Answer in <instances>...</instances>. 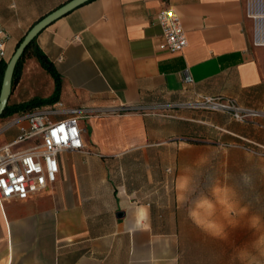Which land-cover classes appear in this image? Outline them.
I'll list each match as a JSON object with an SVG mask.
<instances>
[{
	"label": "crops",
	"instance_id": "0c3cea01",
	"mask_svg": "<svg viewBox=\"0 0 264 264\" xmlns=\"http://www.w3.org/2000/svg\"><path fill=\"white\" fill-rule=\"evenodd\" d=\"M15 1L20 12L13 14L14 3L0 0L9 58L37 20L68 0ZM168 6L179 14L187 36L179 52L158 48L162 34L155 17ZM35 44L59 86L35 56L26 57L10 104L54 95L68 106L208 95L264 107V46L255 43L244 0H89L42 29ZM184 70L191 84L183 82ZM193 115L181 111L175 118L205 122ZM154 119L139 114L87 119L88 153L61 152L54 183L0 204V264H203L187 263L178 254L182 210L156 208L140 191V172L136 180L130 172L129 162L140 159V148L148 145ZM251 133L255 143H264V134ZM15 134V129L1 134L0 145ZM117 158L120 164H109Z\"/></svg>",
	"mask_w": 264,
	"mask_h": 264
},
{
	"label": "rangeland",
	"instance_id": "374dc122",
	"mask_svg": "<svg viewBox=\"0 0 264 264\" xmlns=\"http://www.w3.org/2000/svg\"><path fill=\"white\" fill-rule=\"evenodd\" d=\"M10 2L14 3L10 11L20 12L19 3ZM244 6L255 36V26L264 24V17L254 15L264 13V0H244ZM243 107L264 111V107ZM181 111L193 112L205 122L180 121L175 117ZM145 116L155 118L149 126L153 132L148 145L140 148V159L129 162L135 167L130 170L134 180L140 172V191L160 210H182L176 235L178 254L185 262L234 264L235 254L255 238L249 225L256 220L250 218L253 214L264 218V143H255L251 133L257 129L264 134V116L239 121L228 112L201 108ZM81 123L89 131L88 122ZM109 164H120V159ZM242 173L248 174L245 183ZM180 178L186 182L183 189L177 186ZM233 200L247 206V214L242 209L229 213L226 206Z\"/></svg>",
	"mask_w": 264,
	"mask_h": 264
},
{
	"label": "built area",
	"instance_id": "2783aa9c",
	"mask_svg": "<svg viewBox=\"0 0 264 264\" xmlns=\"http://www.w3.org/2000/svg\"><path fill=\"white\" fill-rule=\"evenodd\" d=\"M261 19L264 13H257ZM161 27L160 50L182 51L187 36L177 11L168 6L156 14ZM0 59L7 58L8 34L0 22ZM255 43L264 46V24L255 26ZM185 84L193 82L188 70L182 72ZM201 108L228 112L236 120L264 116V111L246 108L235 99L222 96L198 95L186 101H164L151 104L121 103L113 106H68L62 100L22 110L0 120V135L15 129L12 141L0 145V204L6 200L26 199L56 181L59 171L58 155L64 151L88 153L83 141L82 120L102 115H148L160 110ZM24 147L15 148L17 145Z\"/></svg>",
	"mask_w": 264,
	"mask_h": 264
},
{
	"label": "water",
	"instance_id": "95a60500",
	"mask_svg": "<svg viewBox=\"0 0 264 264\" xmlns=\"http://www.w3.org/2000/svg\"><path fill=\"white\" fill-rule=\"evenodd\" d=\"M87 1L89 0H68L64 2L57 8L42 16L24 34L14 52L7 60L6 67L4 69L0 87V115L3 113L12 92L11 84L16 63L20 59L21 55L30 44V42L38 35V33L42 29H44L50 23Z\"/></svg>",
	"mask_w": 264,
	"mask_h": 264
},
{
	"label": "trees",
	"instance_id": "16d2710c",
	"mask_svg": "<svg viewBox=\"0 0 264 264\" xmlns=\"http://www.w3.org/2000/svg\"><path fill=\"white\" fill-rule=\"evenodd\" d=\"M35 39H36V37L30 42V44L27 46V48L25 49V51L21 55L20 59L16 63V66H15V69L13 72V77H12V84H11L12 90H13L14 86L16 85L17 81L19 80L20 68H21L22 62H23L24 58L29 57V56H35L38 59V61L40 62V64L48 72H50L54 76L56 89L59 86L58 76L56 75L53 67L51 66V64L48 61V59L46 58V56L42 52H40L39 49L37 48V46L35 44ZM20 41H21V39L19 40V42ZM19 42L17 43V45L19 44ZM17 45H16V47H17ZM6 64H7V61L5 59H0V87H1L2 77H3V73H4V69L6 67ZM56 100H57V98L54 95L48 99L34 98V99L29 100V101L21 102L18 104H10L7 102V105H6L3 113L0 115V117L7 116L10 114L16 113L18 111L31 109V108H34L36 106H39V105H42L45 103H52Z\"/></svg>",
	"mask_w": 264,
	"mask_h": 264
},
{
	"label": "clouds",
	"instance_id": "9594fccd",
	"mask_svg": "<svg viewBox=\"0 0 264 264\" xmlns=\"http://www.w3.org/2000/svg\"><path fill=\"white\" fill-rule=\"evenodd\" d=\"M247 175V173L241 174V183H245L243 177ZM250 179L251 178L249 177V182ZM177 186L178 188L183 189L186 186V182L183 181L182 178H180ZM241 209L243 210L244 214H247L249 210L247 206L241 205L235 200L230 201L226 206V210L229 213L237 212ZM251 219L256 220V223H250L249 225L255 234V238L250 243V245L240 249L235 254L234 264H264V218H260L253 214V217H251L250 220Z\"/></svg>",
	"mask_w": 264,
	"mask_h": 264
}]
</instances>
